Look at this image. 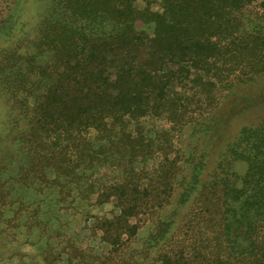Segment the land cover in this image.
Masks as SVG:
<instances>
[{"label": "trees", "instance_id": "1", "mask_svg": "<svg viewBox=\"0 0 264 264\" xmlns=\"http://www.w3.org/2000/svg\"><path fill=\"white\" fill-rule=\"evenodd\" d=\"M42 1L35 51H18L31 31L14 28L16 43L0 54V90L20 110L12 116L24 122L28 173L30 165L67 177L76 169L66 165L118 166L122 146L134 163L145 141L132 125L148 116L166 119L174 132L204 126L208 136L215 123L207 122L237 94L233 86L264 79V24L250 9L254 0H161L156 8L138 0ZM43 54L50 59L40 64ZM231 159L244 161V172ZM204 167L188 165L175 207L185 211L153 217L140 249L131 220L174 204L175 171L144 185L132 174L103 186L99 202L120 208L103 227L111 244L105 264H264V120L225 145L207 178Z\"/></svg>", "mask_w": 264, "mask_h": 264}, {"label": "rangeland", "instance_id": "2", "mask_svg": "<svg viewBox=\"0 0 264 264\" xmlns=\"http://www.w3.org/2000/svg\"><path fill=\"white\" fill-rule=\"evenodd\" d=\"M160 1L138 0V3L141 7L156 8ZM44 7L42 0H0V54L14 42L9 35L14 28L31 31L18 51L25 56L35 51L36 35L32 31ZM250 9L264 24L263 0H254ZM19 16L22 20L18 24ZM49 59V54L37 57L40 64ZM233 87L237 94L225 100L219 113L207 122V125L215 123L210 135L202 132L205 127L199 125H189L183 133L170 131L166 119L148 116L140 125H132L139 135L137 139L145 141V150L138 160L130 162L131 148L122 146L123 164L110 165L106 160L94 165H66L76 169L72 177L58 175L53 166L47 165H30L33 171L27 172V152L20 136L24 122L14 119L12 115L20 114V110L13 109L10 95L0 90V264H105L111 244L105 240L103 227L120 213V208L113 200L99 202V190L126 176L133 177L132 174L144 177L141 180L144 185L161 181L163 173L171 178V172L175 171L172 180L175 189L170 196L174 204L159 215H142L131 220L140 227L136 247L142 248L153 230V217H169L176 212L174 216L179 219L185 211L175 207L182 192L180 179L190 173L188 165H205L201 178H207L218 165L225 145L234 141L243 127L264 120V79ZM90 135L95 147L103 149V141L94 133ZM150 140L154 144L151 148L146 146ZM189 155L194 162L187 161ZM166 159L175 162L171 165ZM231 161V165L244 172V161ZM140 194L147 195L144 190ZM148 261L152 262V256Z\"/></svg>", "mask_w": 264, "mask_h": 264}]
</instances>
